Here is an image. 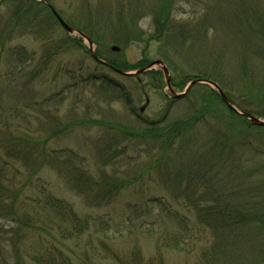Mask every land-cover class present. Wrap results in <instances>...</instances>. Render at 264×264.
<instances>
[{"label": "trees", "instance_id": "obj_1", "mask_svg": "<svg viewBox=\"0 0 264 264\" xmlns=\"http://www.w3.org/2000/svg\"><path fill=\"white\" fill-rule=\"evenodd\" d=\"M170 1L153 12L156 34L150 38L165 45L171 38L184 45L182 51L189 50L188 56L195 51L200 55L201 49L207 47L206 42L200 41L195 34L194 40L185 48L187 34L198 31V35L207 37L208 31L217 28L220 22L214 14L207 13L205 21L187 28L174 22ZM106 2L103 1L101 8L94 11L87 5L84 7L82 19L89 20L91 28L70 24L96 44L95 53L100 60L93 58L81 36L74 38L67 34L54 39V27L61 24L53 12L56 8L51 0L0 2V264H71V258L64 254L58 243L81 236L90 225L105 234L100 245L107 250L108 234L121 237L135 230L139 234L158 235L159 245L164 248L188 254L199 251L196 264H264V184L248 186L250 178L244 177L245 173H264V163L247 171L246 164L239 161L241 151L252 149L247 130L264 129V125H255L234 112L216 89L207 84L211 91L209 95L201 104L192 99L193 103L184 116L170 119L169 104L159 120L134 123L126 118L119 121L121 124L105 118L101 107L105 103L111 107L122 102L125 107L133 108L134 97L129 89L109 76H79L76 85L83 83L93 88L97 85L98 93L86 97L84 88L78 101L85 102L87 111L80 116L77 102L67 122L61 118V108L67 98L65 90L43 98L39 96L38 79L49 68L53 56L75 46L88 53L98 66L114 74L136 80L138 85L143 83V77L148 76L155 89L163 88L161 70L151 69L134 75L123 73L148 67L152 62L147 57L130 64L111 57L102 49L103 41H110L113 50L115 46L121 48L122 45L123 48L131 38L130 32L112 31L117 27L109 22L110 8ZM115 3L119 12L117 21L129 31L127 24L140 19L141 10L130 4L128 13H125L126 2L118 0ZM5 4L12 8L7 17L1 12ZM169 23L172 26H168ZM167 30L169 35L165 41L162 36ZM108 34L110 38L105 39ZM31 35L42 41L38 56L36 50L30 51L22 43L11 45L15 38ZM262 44L258 40V51L263 49ZM210 49L208 45L207 51ZM163 59L171 67V61ZM5 66L6 70L3 69ZM74 73H68L69 79L75 78ZM175 77L179 76L174 72L171 76L174 88L185 89L193 80H207L217 83L230 102L235 101L231 91H224L219 76L204 68H197L183 80ZM98 78H101L99 83ZM193 90L190 89L183 99L175 98L170 102L180 103L193 95ZM12 98L17 102L3 104ZM215 99L225 106L230 119L241 123L243 129L238 133L242 141L234 138V134L211 126L210 119L219 117L213 107ZM92 108L95 115L90 112ZM242 111L253 115L251 111ZM76 127L89 131L102 128V137L95 142L99 164L103 166L98 168L97 174L88 166V155L52 146L54 140ZM140 159L144 165L138 163ZM122 164L131 165L132 170L140 169V172L133 180H121L118 173ZM108 165L113 167L111 173L106 170ZM45 169L64 174L70 188L84 196L91 207L109 208L124 191L135 189L133 183L137 182L138 194L144 199L149 193L146 183L142 182L145 177L163 192L136 203L130 202L119 218L121 221L112 218L108 212L92 219L52 190L49 181L43 177ZM164 195L182 198L183 203L177 202V206H182L189 214L182 215ZM32 238L42 245L39 253L33 252L29 246ZM115 258L120 261L119 256ZM128 261L130 264L163 263L161 259L145 260L139 250L124 260Z\"/></svg>", "mask_w": 264, "mask_h": 264}, {"label": "rangeland", "instance_id": "obj_2", "mask_svg": "<svg viewBox=\"0 0 264 264\" xmlns=\"http://www.w3.org/2000/svg\"><path fill=\"white\" fill-rule=\"evenodd\" d=\"M3 1L4 0H1V2ZM51 1L56 10L60 13L59 15H62L61 17H63L69 25L74 24L82 28L86 26L91 28L89 20L82 19L83 13L85 14V12H83L84 7L87 5L91 7V11L98 10L101 8V5H103L102 2L107 1L105 4L109 3L110 8L109 22L111 25L117 27L112 31L120 34L125 32L128 34V32H130L131 36L127 44L123 45V48L122 45L121 48L115 46L118 48L117 50H112L110 41H103L104 48L102 49H104L108 55L120 61H128L130 64H134L144 57H147L151 62L162 61L169 70L170 81L174 72L179 76L175 77L176 80H183L193 71H197V68H204L219 76L220 82L225 87L224 91L229 90L232 92L235 100L230 102L232 106L239 112H243L242 110L244 109L251 111L255 117L264 121V0H171L169 7H171L174 12V22L186 25L187 28L188 26L191 28L196 26L197 22L205 21V14L207 13L214 14L216 20L220 22L217 23V28L208 29L207 37L198 35V31L187 34L186 38H188V42L185 48L194 40L193 36L195 34L200 41L206 42L207 47L209 45L211 48L209 52L206 47L205 50L201 49L200 55L195 51L190 56L186 54L189 50H184L185 52L181 50L184 48L183 44L175 43L171 38L168 40L169 44L166 45L161 41H154V39L150 38V35L156 34L153 12L156 9L162 8L164 3H167L168 0H123L126 2L125 13H128L130 4H132L133 8L139 7L141 10L140 13H142L140 19L127 24L129 31L125 29L124 25H120L117 21L119 12L115 2L118 0ZM128 5L129 7L127 8ZM10 7L8 4L2 6L1 12L3 16L7 17L8 11L12 9H10ZM92 15L95 18L94 12H92ZM92 20L95 21V19ZM213 20L215 19L213 18ZM174 22L172 23L177 24ZM172 23H169L168 26H172ZM99 32L102 31L99 30ZM67 34L74 38L80 36L76 29L74 32L69 33L61 25H55L54 39L63 38ZM165 35H167V37ZM168 35L169 32L167 30L162 36V39L166 41ZM109 38L110 35L108 34L105 39ZM83 40L84 45L89 50L90 45L84 38ZM258 40L263 43V49L261 48L260 51L257 50L259 49L257 45ZM41 42L39 38L31 35L24 38L17 37L12 41L11 45L22 43L26 45L30 51L36 50V56H38L41 53ZM197 45L200 44L197 43ZM93 48L96 50V44H93ZM163 58H167L171 61V67ZM5 68L6 66L3 67L4 70H6ZM151 69L161 70L163 74L162 89H155L153 87V80L148 76L143 77V83L138 85L136 80H129L128 78L114 74L112 71L98 66L88 53L79 46H75L68 50H60L53 56L49 68L43 73L42 77L38 79L39 85L36 88L41 98L50 96L54 92L57 93L61 92V90H65L64 94L67 98L61 108V118L63 122H67L69 120L68 118L73 114L72 107L75 106L77 102L79 103V96L82 95L81 92L84 88L85 90L83 91L87 94L86 97H94L95 94L98 93L97 85L94 88L83 83L76 85L80 80L79 76H81V74L84 76L91 74L114 78L120 85L129 89L134 97L133 108L129 106L125 107L122 102L114 103L111 107L107 106V103H105L103 107H101L102 115L105 118L120 124L126 118L134 123L141 120H159L169 104L171 105L170 119L184 116L189 111L190 104L193 103L192 99H195L201 104L205 96H208L211 92L207 88V84L198 83L191 88V90H194L193 95L189 96V98L187 97L177 104L176 102H170L171 99L175 98L167 85L162 66L154 65ZM70 72H75V78L70 77L69 79L68 73ZM136 72L137 70H130L126 73L136 74ZM97 80L98 83L101 82V78ZM190 83H188L187 86ZM172 90L175 94H181L185 89L173 87ZM147 99H149L148 102ZM5 102L6 105H8L14 104L17 101L12 98L3 101V104ZM213 102V107L217 111L219 117L217 119L209 118L212 120L211 126L219 127L221 130L234 134V138L242 141L238 133L240 129H243L241 123L227 116L225 113L227 110L221 102L216 99ZM79 104L81 106H79L80 116L85 115L87 105L85 102ZM75 108H78V105ZM142 108H144L143 111H141ZM90 112L93 115L96 113L93 108ZM103 116L100 115V118ZM73 130L74 131L65 133L58 139L56 138L57 140L52 142V146L62 149L69 148L79 151L83 155H88V166L93 173L97 174L98 168H102L103 166L99 164L101 161L96 154L97 149L95 147V142L99 137H102V128H94L89 131L85 128L76 127V129L73 128ZM247 133L249 135L247 138L252 144V149L241 151L239 153V161H242L244 165L246 164L245 170L248 171L252 168H257L260 163H264V129L249 128ZM235 161L237 162V159ZM235 161L232 160V162ZM142 162L143 159L138 161L140 164ZM229 164L230 161L227 165ZM142 165H144V163H142ZM106 170L111 173L113 170L112 165H108ZM139 172L140 169L132 170L131 165L125 166L122 164L119 166L118 174L121 180L130 181L131 179L133 180L135 174ZM43 177L49 181L52 190H54L57 195L72 202L81 214L90 215L92 219L103 217L104 214L108 212L112 218L121 221L119 218L130 202L136 203L146 199L147 196L161 194L163 192L162 190L156 189V185L150 183L151 181L147 180L145 177L142 182L146 183L145 188L148 189L147 191L149 193H147V196L144 195V199L141 194H138L139 189L137 187V182L133 183L135 184L133 186L135 189L124 191L118 197V200L112 203L109 208H98L91 207L92 205L90 204L88 205L85 202L84 196L73 191L66 182L64 174L56 170L45 169ZM244 177L245 179L250 178V180H248V186L264 184L263 172H254L251 175L245 173ZM165 199L171 201L177 211L181 212L182 215L189 214L185 208L177 206V202L183 203L182 198L177 199L168 196ZM134 231L130 235L125 233V235L121 237L120 235L108 234L106 242L110 252L100 245V241L105 238V234L98 231L94 225H90L89 229L81 236L60 241L58 245L64 251V254L71 258V264H130V261L124 262V260L128 256L134 255L138 250L145 260L149 258L161 259L163 260L162 264H196L199 251L195 250L192 254H188L187 252L164 248L159 245L158 235L139 234ZM29 246L33 252L38 251L37 253H39L40 250H42V245L36 242L35 238H32ZM115 256H119L120 261H117ZM86 258L87 260L84 261Z\"/></svg>", "mask_w": 264, "mask_h": 264}, {"label": "water", "instance_id": "obj_3", "mask_svg": "<svg viewBox=\"0 0 264 264\" xmlns=\"http://www.w3.org/2000/svg\"><path fill=\"white\" fill-rule=\"evenodd\" d=\"M1 2V0H0ZM53 12L55 14V16L57 17L58 21L60 22L61 26L67 30L69 33H72L75 31V29H73L70 25H68L63 19L62 17L57 13V11L55 9H53ZM80 34V36L82 38H84L88 44L90 45V52L93 56L94 59L96 60H100L96 53H95V50L93 48V43L91 42V40L83 33L81 32H78ZM114 50H117L118 48L117 47H114L113 48ZM154 65H161L162 68H163V72H164V75L166 77V82H167V85L168 87L171 89V94L173 95L174 98H177V99H180V98H183L185 95H187V93L190 91V89L195 85V84H198V83H203V84H208L210 85L211 87H213L214 89H216L218 91V93L220 94L221 98L223 99V101L229 106V108H231L234 112H236L237 114L239 115H242L244 117H246L247 119H249L252 123H254L255 125H264V121H261L260 119H258L257 117H255L254 115H251L249 113H244V112H239L234 106H232V104L230 103V101L228 100L227 96L224 94V92L222 91V89L220 88V86L215 83V82H210V81H207V80H193L184 90L183 93L181 94H175L174 91L172 90L173 87L171 85V81H170V77H169V70L167 68V66L162 62V61H154L152 62L148 67L140 70V71H137L136 74L140 73V72H144V71H147V70H151V68L154 66ZM124 74L126 75H134V74H131V73H126V72H123ZM144 108L141 109V111H143Z\"/></svg>", "mask_w": 264, "mask_h": 264}]
</instances>
